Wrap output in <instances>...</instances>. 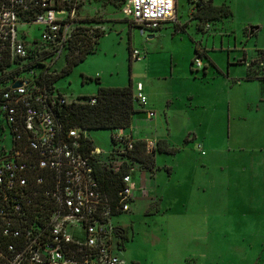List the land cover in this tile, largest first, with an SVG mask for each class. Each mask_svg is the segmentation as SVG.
<instances>
[{
  "label": "rangeland",
  "instance_id": "rangeland-1",
  "mask_svg": "<svg viewBox=\"0 0 264 264\" xmlns=\"http://www.w3.org/2000/svg\"><path fill=\"white\" fill-rule=\"evenodd\" d=\"M193 3L177 0L176 22L157 31L132 24L123 14L121 0H104V6L91 3L85 7L89 16L95 10H107L110 32L99 40L95 54L56 82L55 90L72 102L95 96L100 87L132 85L135 90L142 82L153 86L147 108L155 109L156 117L149 121L145 115L137 116L133 128L136 133L145 132L156 145L157 139H166L175 153L157 151L153 172L131 163L130 174L139 191L131 211L113 219L115 227L125 232L123 248L116 253L126 264H264V162L245 163L251 155L247 147L240 152L235 131L229 140L228 129L229 105L232 113L259 108L256 113L260 119L250 118L248 123L262 133L264 102H256L258 97L264 101V89H259L264 82L231 87V81L214 67L211 70L210 63L214 60L226 68L230 56L235 63L234 58L242 59L246 54L254 75L263 80L258 58L264 50V0H213V6L229 10L232 17L205 23L196 20L198 10ZM251 27H259L253 36ZM24 29L30 32L28 43L42 40L43 26ZM197 46L207 56L197 57ZM134 50L145 58L133 60ZM193 57L204 64L195 73L190 70ZM64 66L61 62L54 69ZM205 67L209 69L207 76H203ZM230 69L233 78H240L247 74L248 64H233ZM168 100L172 101L170 108ZM232 115L237 124L236 114ZM132 130L124 129L123 135L130 136ZM116 133L86 132L101 150L103 161L114 152L112 136ZM190 134L197 139L189 141ZM7 145L11 146L10 138ZM253 155L259 158L262 153ZM210 159L213 163H203ZM108 162L114 168L120 164L114 157ZM251 171L259 176L253 178Z\"/></svg>",
  "mask_w": 264,
  "mask_h": 264
},
{
  "label": "built area",
  "instance_id": "built-area-1",
  "mask_svg": "<svg viewBox=\"0 0 264 264\" xmlns=\"http://www.w3.org/2000/svg\"><path fill=\"white\" fill-rule=\"evenodd\" d=\"M81 3L0 0V264H126L116 253L123 248V230L113 219L131 211L139 190L131 175L119 188L102 183L101 150L87 131L69 127L60 116L64 106L78 100L69 102L45 83L68 42L80 33L86 9ZM123 14L141 30L155 31L176 22L177 0H128ZM33 25L44 27L42 40L28 43L30 32L24 28ZM131 58L140 62L145 55L134 50ZM33 63L46 67L44 75ZM195 67L202 68V61L196 59ZM18 82L22 85L14 88ZM134 95L147 109L142 83ZM155 117L147 112L148 120ZM123 130L112 136L115 149L108 158L120 164L108 170L115 172L137 143ZM145 144L155 155L156 142Z\"/></svg>",
  "mask_w": 264,
  "mask_h": 264
},
{
  "label": "trees",
  "instance_id": "trees-1",
  "mask_svg": "<svg viewBox=\"0 0 264 264\" xmlns=\"http://www.w3.org/2000/svg\"><path fill=\"white\" fill-rule=\"evenodd\" d=\"M121 1L123 5L128 2V0ZM91 3H100L104 6V0H82L81 4L87 7L88 5L91 6ZM115 8L117 9V7H113L112 9L115 10ZM196 8L198 10L196 20H200L201 23L221 21L232 17L229 10L213 6V0L201 1L197 3ZM84 11V17L80 20L78 27L80 33L74 35L73 39L68 42L63 56L54 64L55 67L59 63L64 62L65 66L61 69L59 68V70L51 69L53 75L48 76L45 82L48 86H55L56 82L70 75L74 67L85 61L89 55L95 54L99 40L110 32L107 25L111 21L106 18V9L104 11L95 10L90 16L89 12H86V9ZM77 51H79L78 55L76 54ZM196 54L197 57L202 58L204 56L198 47L196 48ZM259 54L261 56L259 59L261 60V64H263L264 50L260 51ZM53 57V55H50L48 60L52 61ZM32 68H38L40 74L44 75L46 67L39 63H33ZM260 75L264 80V73L260 71ZM96 82L98 83L99 79H96ZM94 98L96 99V104L92 105L90 104V100ZM140 110H142V107L135 98L132 85L124 88L100 87L95 96L81 98L78 99V103L64 106L60 112V116L69 127L79 128L84 131L117 130L130 129L134 116L141 112ZM157 151L168 154L175 153L168 148L165 141L158 142ZM109 159L111 158L105 160V163L108 165H104L100 169L101 181L108 189L112 187V184H116L119 188L122 178L126 175H131L130 166H132V162L141 164L146 171L153 172L155 170L154 155L147 153L146 144L143 141H137L135 150L130 152L128 156L121 158L122 165L117 172L114 171L115 168L108 170L111 166V163L108 162ZM154 206L152 205V208Z\"/></svg>",
  "mask_w": 264,
  "mask_h": 264
},
{
  "label": "crops",
  "instance_id": "crops-1",
  "mask_svg": "<svg viewBox=\"0 0 264 264\" xmlns=\"http://www.w3.org/2000/svg\"><path fill=\"white\" fill-rule=\"evenodd\" d=\"M167 23H169V22H167ZM200 51L202 52V54L204 56H207L206 55L207 52L203 51L202 49H200ZM196 59H197V57H193V58L190 59V65H191L190 70H191V73H195L197 70H200V69L196 68L195 65H194ZM233 60H235L236 64L233 63V61H231V56L228 58V63H227V65H225V66H227L226 68L217 65L214 60H210L211 70L214 67L221 76L226 77L225 79H228V81L230 80L231 81V83H230L231 87H232V85L235 86L236 84L239 85V84H242V83L245 84V83H254V82H259L258 84L262 85L264 80L259 79L258 76L254 75L255 70H254V68L251 67V62H249V63L247 62V55L246 54H244L242 59L234 58ZM241 63L248 64L247 74L245 76H243V77H240V78H236V77L233 78L232 75H231V69L230 68L233 66V64L234 65H239ZM203 67H204V64H203ZM208 70H209L208 68H206V67L204 68V72H206V74L203 73V76L209 75ZM248 77H250V78L248 79ZM197 78L198 77H195L194 79L197 80ZM142 84L144 85V92H145V94L147 95V97L149 99V97H150L149 95H151V91H153V86L152 85H147L145 82H142ZM222 86H223V84H221V87ZM259 89L263 90L264 87L260 86ZM222 90H225V89H222ZM133 91H135V90L133 89ZM261 97H264V95H261ZM193 98L194 97H191V99H193ZM258 99H260L261 101H258ZM258 102H264V101H263L262 98L258 97L257 98V102H256L257 105H259ZM171 104H172L171 100L166 101V105L168 106V108H170ZM253 108L254 107H252V109ZM154 110L155 109H153V108L143 109V110H140L141 112H139L136 116H134L133 121H132V126H131L133 130H132V132L130 134V136L134 140L143 141V142L152 141L153 140L152 138H150V136L146 135L145 132L136 133V131H135L136 128L135 127L133 128V126H134V119L137 118V116L145 115V118L148 120L147 112L148 111H152L153 112ZM257 110H259V108H257ZM257 110H256V112H257ZM228 111L230 112L231 120H232V123H231V120H230V122H229L230 123V127L228 128V129H230V132H231V134H230L231 138L229 140L231 141V139H232V130L235 131V134L237 135L235 141L237 142V146H238L240 152L244 151L242 149V147H247V151L251 155V156L247 157V160H245L244 162L245 163H251V164H253V163L254 164H259V162L263 163L264 162V154H263L264 153V128H262V133H259V131H258L256 126L253 127L252 125H249V123H248L251 119L252 120L260 119L258 117V114L256 112H251V111H248L247 113H240V112L238 113L235 110L233 113L236 114L237 122H238L237 124H235L234 123V118H233V115H232L233 113L231 112L230 105L228 106ZM165 116H166V120H167L168 115H166V113H165ZM149 121H152V120H149ZM234 124H235V126H234ZM259 124H260V122H259ZM228 135H229V133H228ZM191 137H194V140L197 139L196 135L190 134L189 138H188L189 141L191 140ZM157 141L158 142L166 141V144L168 145V141L166 139H164V140L157 139ZM158 142H157V144H158ZM199 146H202V145H199ZM157 147H158V145H157ZM202 148H203V146H202ZM256 151L262 153V155L259 156V158H258V156L253 155L254 152H256ZM237 157H239V156H236L235 158H237ZM212 161H213V159H210L208 161H204L203 163H206L208 165L209 162L213 163ZM207 165L205 166V168L207 167ZM260 165H262V164H260ZM244 170H245V165H244L243 171ZM246 172H247V170H246ZM237 173H238L237 175H240L239 172H237ZM249 174H251L253 176V178L259 176V172H256V171H251V172H249Z\"/></svg>",
  "mask_w": 264,
  "mask_h": 264
},
{
  "label": "water",
  "instance_id": "water-1",
  "mask_svg": "<svg viewBox=\"0 0 264 264\" xmlns=\"http://www.w3.org/2000/svg\"><path fill=\"white\" fill-rule=\"evenodd\" d=\"M259 30V27H251L250 28V36H253L256 31ZM154 36H149V39H153ZM22 84L20 82L16 83L14 88L20 87Z\"/></svg>",
  "mask_w": 264,
  "mask_h": 264
},
{
  "label": "flooded vegetation",
  "instance_id": "flooded-vegetation-1",
  "mask_svg": "<svg viewBox=\"0 0 264 264\" xmlns=\"http://www.w3.org/2000/svg\"><path fill=\"white\" fill-rule=\"evenodd\" d=\"M189 1V3H190V0H188ZM201 1H208V0H199V2H201ZM124 235H125V232H123V237H124ZM123 242H124V239H123Z\"/></svg>",
  "mask_w": 264,
  "mask_h": 264
}]
</instances>
